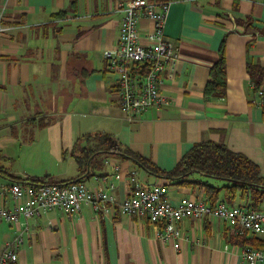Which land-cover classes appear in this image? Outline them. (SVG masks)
<instances>
[{
  "label": "crops",
  "instance_id": "obj_1",
  "mask_svg": "<svg viewBox=\"0 0 264 264\" xmlns=\"http://www.w3.org/2000/svg\"><path fill=\"white\" fill-rule=\"evenodd\" d=\"M127 1L0 0V157L14 161L0 166V183L79 178L121 201L135 177L143 187L166 185L174 203L206 197L198 183L154 174L106 149L100 135L163 171L173 169L194 143H224L252 160L264 177V0H168L164 33L177 56L172 75L161 76L166 102L132 120L116 103L114 75L103 55L116 43ZM150 27L141 17L140 33ZM221 45L224 91L206 96ZM249 62L261 70L257 86ZM77 143L95 150L82 164ZM17 147L29 152L18 155V163ZM187 179L226 182L198 172ZM25 198L0 197V205L12 207ZM219 200L227 202L222 192ZM244 202L237 192L232 204ZM176 225V237L161 238L158 224L116 207L104 213L82 204L74 215L54 208L17 222L0 219V252L18 232L23 240L17 258L7 264H254L243 259L241 248L263 245L259 236L244 235L250 239L242 241L211 215L183 217Z\"/></svg>",
  "mask_w": 264,
  "mask_h": 264
},
{
  "label": "built area",
  "instance_id": "obj_2",
  "mask_svg": "<svg viewBox=\"0 0 264 264\" xmlns=\"http://www.w3.org/2000/svg\"><path fill=\"white\" fill-rule=\"evenodd\" d=\"M168 8V0H129L122 4L116 43L103 53L106 67L114 75L116 103L129 120L166 102L159 88L161 76L172 75L177 56L173 42L164 33ZM143 16L151 21V27L140 33L139 20ZM257 92L262 95L261 89ZM130 183L129 193L121 201L105 187L91 190L81 180L0 183V197H26L12 207L1 204L0 219L17 222L20 216L36 217L54 208L74 215L82 204L104 213L116 207L121 214L145 217L158 224L157 236L167 238L179 234L176 225L179 219L211 215L227 223L236 235L259 236L263 245H244L241 255L249 263L264 264V205L254 207L250 202L225 201L210 204L206 197H182L174 203L168 199L164 184L143 187L135 177L130 178ZM22 240V233L18 232L5 244L0 252V264L16 260V248Z\"/></svg>",
  "mask_w": 264,
  "mask_h": 264
},
{
  "label": "trees",
  "instance_id": "obj_3",
  "mask_svg": "<svg viewBox=\"0 0 264 264\" xmlns=\"http://www.w3.org/2000/svg\"><path fill=\"white\" fill-rule=\"evenodd\" d=\"M58 14H60V12L56 15ZM252 67L254 68L253 70ZM248 69L250 70L251 79L257 86L259 84L261 70L257 65H253L250 62L248 64ZM210 76L211 78L204 89L205 95L222 94L225 86V55L223 45H221L220 48L219 59L210 69ZM98 138L101 146L104 145V147L110 151L121 152L123 155L133 158L141 166L154 174H163L180 183L195 182L200 184L203 186L206 199L210 204L220 201V192L223 193L224 200L231 204L237 192H239L241 196L246 197V202H250L254 207H259L264 199V177L259 174V167L247 156L240 152L233 151L224 143L213 141H200L194 143L193 146L183 154L173 169L170 171H163L149 159L133 154L129 149L121 147L119 143L110 136L100 135ZM76 146L80 148V152L76 156L80 164L86 162L88 157L95 151L93 148L86 145L81 146L79 143H77ZM195 172L224 179L226 182L223 185H214L205 181H188L187 178ZM9 176L14 180H19L14 175ZM28 180L29 182L43 181L34 178ZM76 180H79V178L61 182H73ZM238 236L244 237L242 241L246 243L247 240L250 239L244 235Z\"/></svg>",
  "mask_w": 264,
  "mask_h": 264
},
{
  "label": "rangeland",
  "instance_id": "obj_4",
  "mask_svg": "<svg viewBox=\"0 0 264 264\" xmlns=\"http://www.w3.org/2000/svg\"><path fill=\"white\" fill-rule=\"evenodd\" d=\"M24 150L23 151H19V149L17 147L16 152H14V159H15V161H17V163L28 152L27 150H25L26 151V153H25ZM28 154H29V152H28ZM18 155H19L20 159L18 158ZM12 163H14V161L12 162L11 159H8V158H3L2 159V157H0V166H4L5 168H7V167H10L11 166L10 164H12Z\"/></svg>",
  "mask_w": 264,
  "mask_h": 264
}]
</instances>
